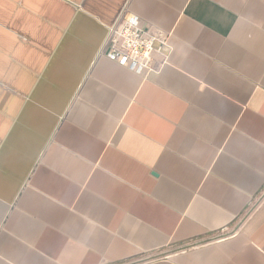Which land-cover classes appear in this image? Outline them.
<instances>
[{"label":"crops","instance_id":"obj_1","mask_svg":"<svg viewBox=\"0 0 264 264\" xmlns=\"http://www.w3.org/2000/svg\"><path fill=\"white\" fill-rule=\"evenodd\" d=\"M0 264H264V0H0Z\"/></svg>","mask_w":264,"mask_h":264},{"label":"built area","instance_id":"obj_2","mask_svg":"<svg viewBox=\"0 0 264 264\" xmlns=\"http://www.w3.org/2000/svg\"><path fill=\"white\" fill-rule=\"evenodd\" d=\"M164 41L147 31L134 14H124L108 29L102 46L106 57L135 73L152 70V54L163 52Z\"/></svg>","mask_w":264,"mask_h":264}]
</instances>
